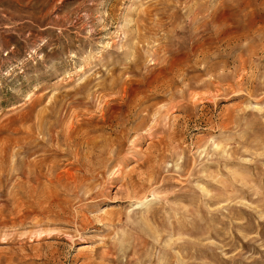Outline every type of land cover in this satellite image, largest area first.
<instances>
[{
	"label": "rangeland",
	"instance_id": "374dc122",
	"mask_svg": "<svg viewBox=\"0 0 264 264\" xmlns=\"http://www.w3.org/2000/svg\"><path fill=\"white\" fill-rule=\"evenodd\" d=\"M0 264H264V0H0Z\"/></svg>",
	"mask_w": 264,
	"mask_h": 264
}]
</instances>
